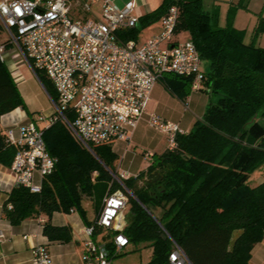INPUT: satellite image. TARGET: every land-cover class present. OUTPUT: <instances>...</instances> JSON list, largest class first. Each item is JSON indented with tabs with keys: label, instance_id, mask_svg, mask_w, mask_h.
Returning a JSON list of instances; mask_svg holds the SVG:
<instances>
[{
	"label": "trees",
	"instance_id": "trees-1",
	"mask_svg": "<svg viewBox=\"0 0 264 264\" xmlns=\"http://www.w3.org/2000/svg\"><path fill=\"white\" fill-rule=\"evenodd\" d=\"M173 6L180 10L176 34L189 33L201 59L210 62L202 85L211 101L203 118L177 137L174 150L154 155L145 172L122 181L124 187L114 180L119 157L112 148L92 146L90 151L59 118L44 129L47 149L57 158L56 170L45 178L39 194L24 187L12 189L3 208L12 225L34 217L50 221L54 213L77 211L91 226L84 200L97 205L123 189L129 201L122 232L130 243L152 248L148 264H167L172 241L192 264H251L252 250L264 242V183L251 182L264 166V48L247 43L246 31L231 22L220 27L203 0H164L142 16L136 28L119 36L137 40L141 24L161 20ZM261 34L264 18L254 29V39ZM39 76L56 100L51 82L43 73ZM162 82L182 100L192 89V80L173 74ZM18 108L27 110L25 100L0 60V120ZM67 118L71 122L74 114ZM15 154L1 131L0 164L10 167ZM49 221L43 232L51 241L72 239L69 226Z\"/></svg>",
	"mask_w": 264,
	"mask_h": 264
},
{
	"label": "built area",
	"instance_id": "built-area-1",
	"mask_svg": "<svg viewBox=\"0 0 264 264\" xmlns=\"http://www.w3.org/2000/svg\"><path fill=\"white\" fill-rule=\"evenodd\" d=\"M77 1L89 18L75 17L68 0H0V60L6 64L9 58H19L43 87L39 73L52 83L56 100L44 87L53 105L50 125L63 119L92 151V146L131 140L153 88L166 75L188 78L193 91L202 89L205 74L195 44L192 40L176 39L178 6L171 7L161 19L158 35L138 44L136 40L123 41L119 36L138 26L135 2L121 8L112 0ZM3 34L6 39L1 38ZM70 112L74 114L71 122L67 118ZM3 122L9 125L7 142L16 148L7 168L14 187L41 193L45 178L55 172L57 165V158L47 149L44 129L34 121L23 123L20 118L7 117ZM149 123L167 134L168 150L177 147L179 135L188 133L156 115H151ZM147 157L152 161L153 154L148 153ZM129 178L125 173L114 176L123 187L122 181ZM128 201L123 189L106 196L94 225L83 230L82 264H112L114 256L129 246L121 225ZM37 219L45 225L44 217ZM96 228L111 231L112 241L97 243ZM4 238L0 231V242ZM172 245L167 264H192L176 242L172 241ZM32 263L55 264L45 245L34 249Z\"/></svg>",
	"mask_w": 264,
	"mask_h": 264
},
{
	"label": "crops",
	"instance_id": "crops-1",
	"mask_svg": "<svg viewBox=\"0 0 264 264\" xmlns=\"http://www.w3.org/2000/svg\"><path fill=\"white\" fill-rule=\"evenodd\" d=\"M210 1L214 4V7H219L214 8L213 12L215 15L214 19L220 27H225L231 22L234 28L238 30H244L248 33L252 31L254 32L260 19L264 18V0ZM221 1H225L227 4L230 3V5H227L222 9V6L218 5ZM222 13L227 14L228 16V21L224 20L225 26L220 25V17ZM160 32L161 27L159 28V31L157 30V32L151 37L141 41H139L138 37L136 41L138 44H143L148 39L158 35ZM261 37L262 36H259L256 39L252 37L251 39V36H248V39H250V42L254 39L255 45L257 41L258 43L260 42L262 48L264 47V34L263 37ZM176 39L181 40L180 34H177ZM6 65L27 105L32 103L30 98L31 91H35L39 94L44 93L39 84L40 82L24 61L19 58L13 61L9 58ZM204 74L207 75L206 73ZM204 89L207 88L202 86V89L199 91H193L191 89L187 98L182 100L174 93L170 92L162 81L156 84L152 90L146 112L138 123L136 129L132 132L131 140L129 142L115 140L109 145L119 157L117 165L118 174L125 173L130 177H136L140 173L145 172L152 163L153 159L151 161L147 157L148 153H152L154 157V155H161L168 150V136L166 133L155 129L150 125L149 121L151 115H156L164 121L176 123L189 133L194 124L203 118L211 101L210 96L204 92ZM27 107L26 111L18 108L5 115L4 118H1L0 132L3 131V133L6 134V129L9 125L4 124L3 120L7 117L20 118L23 123L34 121L37 124L33 112L31 113V110H29L31 108L29 106ZM53 113L52 110L49 113V116ZM7 168L8 167L0 164V231L5 234L4 240L0 242V264H33V252L39 245H45L48 247L55 264H82L83 254L85 252V237L83 235V230L90 226L83 220L77 211L71 212L70 214L54 213L50 221L44 217L46 223L49 221L54 226H69L72 229V239L66 243L51 241L45 236L43 231L46 223L45 225L40 224L35 217L26 219L18 226L12 225L4 218L3 208L8 200L10 192L14 188L13 177L10 175ZM261 168L263 171L255 172L251 178L253 186L264 183V166ZM85 201L88 202L87 205L89 207L94 206L93 214L88 211ZM83 206L87 212V218L90 224L93 223L94 225L99 216L98 214L101 211H97L95 208L96 205L90 198L84 200ZM126 222L127 220L124 221V219H122V227L126 225ZM94 238L99 244L108 243L112 241L113 233L98 228V230H95ZM131 244L132 243H130L129 246ZM129 246L114 256L112 264H119L115 258L122 254H126ZM251 264H264V242L257 244L252 250Z\"/></svg>",
	"mask_w": 264,
	"mask_h": 264
},
{
	"label": "rangeland",
	"instance_id": "rangeland-1",
	"mask_svg": "<svg viewBox=\"0 0 264 264\" xmlns=\"http://www.w3.org/2000/svg\"><path fill=\"white\" fill-rule=\"evenodd\" d=\"M71 4V8H72V12L73 15L75 17L78 18H84L87 19L89 18L88 15L84 14L80 4L78 3L77 0H68ZM114 3H116L119 7L123 8L125 7V5L132 1L135 2L136 4V15L140 18L148 13H151L152 11L156 10L162 3L164 0H112ZM210 0H204V6L206 7L207 11H210V13H214L213 9L214 8H219L218 6L214 7V4L211 3ZM218 5L222 6V9L225 8V6H229L230 3L227 4V2L225 1H221L220 3H218ZM98 9V7L96 8V10ZM228 14V12H227ZM227 14L222 13L221 14V22L220 25L225 26V22L224 20L228 21V16ZM220 15V14H219ZM227 24V23H226ZM161 27V20L150 24V25H146V26H142V24L140 25V32H139V41L149 38L151 37L155 32H157V30L159 31V28ZM247 33V37H246V42L249 43L250 39H248V36L254 37V32H246ZM180 34V38L181 41H187V40H191L189 33L187 32H181ZM260 36L263 37V34H261ZM261 37V38H262ZM2 39H6V35L3 34ZM254 41V39L252 40ZM257 41V40H256ZM256 46L261 47L260 42L258 43V41L256 42ZM264 48V47H262ZM201 70L203 73L208 74L210 72V62L208 60H202L201 62ZM167 76V75H166ZM40 84V83H39ZM52 84V83H51ZM40 86L42 87L44 93L39 94L35 91H31V95L30 98L32 100V103L27 105L26 101V106H29L31 109V113L33 112V115L35 116V121L37 122V125L39 126V128L41 129H45L50 125V119L49 117V113L53 110V105L51 102V99L48 95V93L46 92V90L44 89V87L40 84ZM214 98V100L216 99V97H212ZM28 108V107H27ZM33 110V111H32ZM40 117H44L46 119L41 120ZM261 172L263 171L262 168L256 170L255 172ZM100 188V186H99ZM88 201V200H87ZM86 202V207L88 209V211L90 213H94V206H88ZM93 201V200H91ZM95 204V203H94ZM103 206V203H101L100 201H98L97 205H96V209L98 212L101 211ZM127 213V211L125 212ZM124 221L126 220V214H124L123 216ZM125 224V222H124ZM153 255V251L152 248L147 244V243H141V244H131L128 248V252L126 254H122L121 256H118L115 258V260L117 261V263L119 264H147Z\"/></svg>",
	"mask_w": 264,
	"mask_h": 264
},
{
	"label": "water",
	"instance_id": "water-1",
	"mask_svg": "<svg viewBox=\"0 0 264 264\" xmlns=\"http://www.w3.org/2000/svg\"><path fill=\"white\" fill-rule=\"evenodd\" d=\"M90 150V149H89ZM91 151V150H90ZM115 176V174H113Z\"/></svg>",
	"mask_w": 264,
	"mask_h": 264
}]
</instances>
